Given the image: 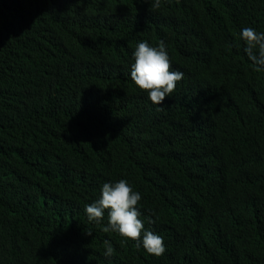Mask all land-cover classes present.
<instances>
[{"label":"trees","instance_id":"1","mask_svg":"<svg viewBox=\"0 0 264 264\" xmlns=\"http://www.w3.org/2000/svg\"><path fill=\"white\" fill-rule=\"evenodd\" d=\"M245 27L264 32V0H0V264H264V70ZM144 41L183 73L163 105L130 77ZM120 179L163 255L105 233L107 211L88 221Z\"/></svg>","mask_w":264,"mask_h":264},{"label":"clouds","instance_id":"2","mask_svg":"<svg viewBox=\"0 0 264 264\" xmlns=\"http://www.w3.org/2000/svg\"><path fill=\"white\" fill-rule=\"evenodd\" d=\"M151 4V9H158L161 0H144ZM240 39L246 44L244 51L252 62L254 70H264V32H257L252 27H245L240 33ZM134 62L131 64L130 77L135 86L146 92L154 105H163L166 98L175 91L177 82L183 79V73L172 71V65L164 41L157 47L148 42H140L133 52ZM141 194L134 191L124 179L115 183H104L100 197L85 206V213L89 222L100 224L107 211V226L103 231L115 232L122 238V242L134 241L137 249H143L150 255L161 256L165 252L163 238L152 231H146L140 219L141 212L138 204ZM150 223L154 221L150 220ZM88 235L92 232L88 231ZM105 257L114 253L112 244L104 241Z\"/></svg>","mask_w":264,"mask_h":264}]
</instances>
